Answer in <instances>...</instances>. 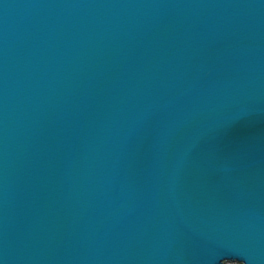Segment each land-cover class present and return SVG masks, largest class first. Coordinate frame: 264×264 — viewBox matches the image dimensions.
<instances>
[{
    "label": "water",
    "instance_id": "95a60500",
    "mask_svg": "<svg viewBox=\"0 0 264 264\" xmlns=\"http://www.w3.org/2000/svg\"><path fill=\"white\" fill-rule=\"evenodd\" d=\"M0 264H264V0H0Z\"/></svg>",
    "mask_w": 264,
    "mask_h": 264
}]
</instances>
